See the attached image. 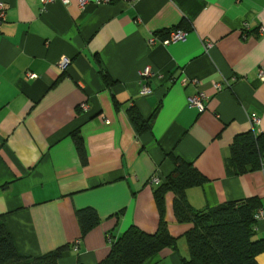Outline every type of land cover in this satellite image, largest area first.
Masks as SVG:
<instances>
[{"label":"crops","instance_id":"obj_1","mask_svg":"<svg viewBox=\"0 0 264 264\" xmlns=\"http://www.w3.org/2000/svg\"><path fill=\"white\" fill-rule=\"evenodd\" d=\"M97 1L0 0V216L17 252L66 246L58 264H96L129 226L155 232L149 179L164 180L174 158L207 179L186 190L192 209L255 197L264 210V170L236 175L229 164L236 135L264 133V0ZM176 29L184 40L161 43ZM197 94L201 110L189 104ZM132 111L147 123L140 132ZM173 197L165 194L164 218L178 248L144 264L188 257L190 225L176 221ZM84 207L99 222L81 236ZM254 238L264 239V218Z\"/></svg>","mask_w":264,"mask_h":264},{"label":"trees","instance_id":"obj_2","mask_svg":"<svg viewBox=\"0 0 264 264\" xmlns=\"http://www.w3.org/2000/svg\"><path fill=\"white\" fill-rule=\"evenodd\" d=\"M103 78L109 82L106 74ZM130 119L140 132L147 127L136 112ZM75 147L82 163L86 155L82 138L78 135ZM229 164L236 175L258 170L264 159V133L255 135L249 131L233 138L229 146ZM174 169L164 180L154 186V198L159 209V221L155 232L148 233L137 226H129L110 246L108 255L96 264H144L165 249L177 250V238L172 236L164 218V197L173 194V211L178 223H188L184 233L188 257L181 264H258L256 256L264 252V239H255V214L260 207L257 198H245L224 202L213 208L194 210L186 199V190L207 181L191 163L174 158ZM81 236L99 222L97 211L84 207L76 211ZM66 246H60L37 257L17 252L0 216V264H58ZM157 262L156 264H159Z\"/></svg>","mask_w":264,"mask_h":264},{"label":"built area","instance_id":"obj_3","mask_svg":"<svg viewBox=\"0 0 264 264\" xmlns=\"http://www.w3.org/2000/svg\"><path fill=\"white\" fill-rule=\"evenodd\" d=\"M55 0H42V4H48V3H51V2H54ZM60 2H62L63 4H67L68 3V0H58ZM108 0H98L97 1V4L101 3V2H107ZM133 1V0H132ZM86 0H80V6H84ZM5 18V7H4V4L3 2H0V21H3ZM243 29H244V32L242 33V36L243 37H246V33L245 31L248 30V24L247 23H244L243 24ZM185 35L186 33L180 29H176V30H173L171 32H169L168 34V37L164 38V39H159L161 41V43L163 44H169V43H173V42H177V41H182L185 39ZM157 41V37L156 36H151L149 39H148V42L149 43H154ZM209 44H207L206 47H208ZM68 59L66 58H63L61 59L59 62H58V66L61 68V69H65L67 64H68ZM144 75H148L150 74L149 70L148 69H145L144 72H143ZM259 78L261 80H264V69H260L259 70ZM29 77H33L34 75L32 74H28ZM216 87H219L217 84H215ZM149 92V88L147 87H144L142 88V91L141 93L143 94H146ZM202 98H203V95L201 94H197L191 98H189V104L191 106H194V107H197L199 110L203 109V101H202ZM249 121H250V124L252 126V128L254 127V125L258 124L259 123V118L255 115V114H251L250 117H249ZM261 168L262 170H264V159H262L261 161ZM149 183L151 185H158L160 183V179L157 178V177H153V178H150L149 179ZM255 218L258 220V219H261V218H264V210H262L261 208H259L257 210V213L255 214Z\"/></svg>","mask_w":264,"mask_h":264}]
</instances>
